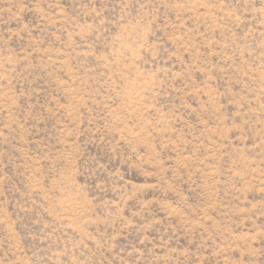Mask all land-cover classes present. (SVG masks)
Returning a JSON list of instances; mask_svg holds the SVG:
<instances>
[{
	"label": "rangeland",
	"instance_id": "1",
	"mask_svg": "<svg viewBox=\"0 0 264 264\" xmlns=\"http://www.w3.org/2000/svg\"><path fill=\"white\" fill-rule=\"evenodd\" d=\"M0 264H264V0H0Z\"/></svg>",
	"mask_w": 264,
	"mask_h": 264
}]
</instances>
